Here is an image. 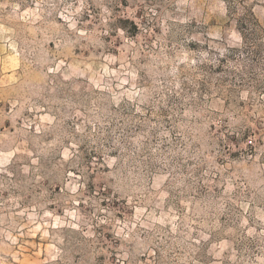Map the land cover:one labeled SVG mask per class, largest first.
<instances>
[{
    "label": "rangeland",
    "instance_id": "obj_1",
    "mask_svg": "<svg viewBox=\"0 0 264 264\" xmlns=\"http://www.w3.org/2000/svg\"><path fill=\"white\" fill-rule=\"evenodd\" d=\"M0 264H264V0H0Z\"/></svg>",
    "mask_w": 264,
    "mask_h": 264
}]
</instances>
